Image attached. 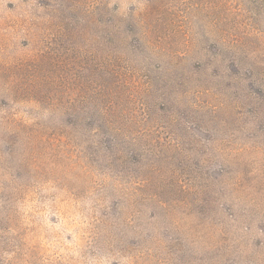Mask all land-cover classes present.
I'll list each match as a JSON object with an SVG mask.
<instances>
[{"label": "rangeland", "instance_id": "rangeland-1", "mask_svg": "<svg viewBox=\"0 0 264 264\" xmlns=\"http://www.w3.org/2000/svg\"><path fill=\"white\" fill-rule=\"evenodd\" d=\"M0 264H264V0H0Z\"/></svg>", "mask_w": 264, "mask_h": 264}]
</instances>
